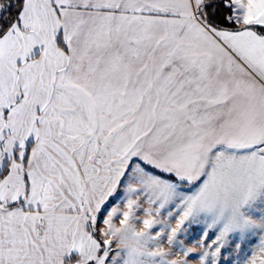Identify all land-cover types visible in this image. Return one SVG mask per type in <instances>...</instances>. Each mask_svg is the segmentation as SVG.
<instances>
[{
	"label": "snow or ice",
	"instance_id": "1",
	"mask_svg": "<svg viewBox=\"0 0 264 264\" xmlns=\"http://www.w3.org/2000/svg\"><path fill=\"white\" fill-rule=\"evenodd\" d=\"M0 264H264V0H0Z\"/></svg>",
	"mask_w": 264,
	"mask_h": 264
}]
</instances>
